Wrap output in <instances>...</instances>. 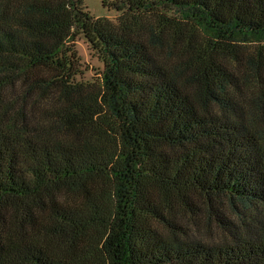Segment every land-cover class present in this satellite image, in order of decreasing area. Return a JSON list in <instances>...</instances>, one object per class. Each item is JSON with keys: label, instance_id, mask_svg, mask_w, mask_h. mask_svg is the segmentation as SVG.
I'll use <instances>...</instances> for the list:
<instances>
[{"label": "trees", "instance_id": "1", "mask_svg": "<svg viewBox=\"0 0 264 264\" xmlns=\"http://www.w3.org/2000/svg\"><path fill=\"white\" fill-rule=\"evenodd\" d=\"M102 3L0 0V264H264V0Z\"/></svg>", "mask_w": 264, "mask_h": 264}, {"label": "rangeland", "instance_id": "2", "mask_svg": "<svg viewBox=\"0 0 264 264\" xmlns=\"http://www.w3.org/2000/svg\"><path fill=\"white\" fill-rule=\"evenodd\" d=\"M82 2L84 7L95 16H107L115 19L119 13V10L114 5H105L102 3V0H82ZM75 47L80 57V64L85 70V77H90V75L95 73L97 68L102 67V60L92 53L82 35L76 36Z\"/></svg>", "mask_w": 264, "mask_h": 264}]
</instances>
